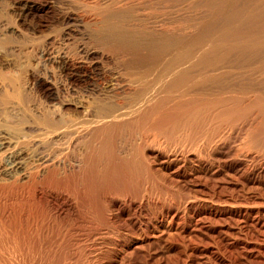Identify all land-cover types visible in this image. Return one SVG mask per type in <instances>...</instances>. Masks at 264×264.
I'll use <instances>...</instances> for the list:
<instances>
[{
    "label": "rangeland",
    "instance_id": "obj_1",
    "mask_svg": "<svg viewBox=\"0 0 264 264\" xmlns=\"http://www.w3.org/2000/svg\"><path fill=\"white\" fill-rule=\"evenodd\" d=\"M124 1L0 0V138L2 133L7 137L9 136V141H12H10L12 151L18 150L24 156L26 171H33L39 163L36 160L38 151L30 143L28 137L31 135L26 130L28 121L34 119L32 117L35 113L34 117L36 118L38 117V111L44 109V111H49L51 108L50 111L54 109L52 111L69 113V116L66 113L67 116H64V112L62 113L65 119L66 117L67 120L70 118L69 121L84 120L86 118L84 111L90 105H106V101L109 103L113 98L115 100L118 96H123V89L127 81L126 70L121 68L122 62L133 59H147L150 56L152 58L155 55L157 57L161 56L163 52L161 47L164 44H171V46H168L169 48L175 47L174 43L178 37L180 42L183 40V42L190 44L193 55L200 56L202 51H205L203 49L208 48L210 52L207 56L213 59L224 56L220 60L224 58L226 62L229 61V64L226 63V68L224 67L225 71L228 70L225 75L227 80L223 78L224 83L221 84H219V81L216 82L217 87L214 88L213 86H216L214 84L213 86L207 84L200 89L199 87L190 89L189 92L191 93L187 92V94L181 96L182 98H179L181 103L178 102L176 96H174L175 98H173V95L166 98L167 101L178 100L177 104L180 105L176 108L186 109L191 104V106L194 103L198 104L202 98L205 99L204 97H212L210 94L213 97H216L215 94L217 97L218 94H221L220 96L224 95L222 101H225L226 104L229 103L228 105L225 104V108L222 107V110L232 108L238 97L245 95L244 92L246 91L254 92L245 97V101L248 98L250 100L257 96L264 98V69L257 68L258 66L256 67L255 64L250 65L251 67L242 66L239 69L233 66V69H236L234 74L237 75L234 79L235 83H232L233 80L230 77V74L233 73L230 66H232V63L237 64L238 60L243 64L256 61L264 63V0H177L174 3L168 0ZM119 5H122L127 11L121 27L129 34L136 32L127 38L126 43L132 46L125 52L127 54L122 53L123 56L116 51L114 52L113 45H110L117 43L113 41L117 21L112 14ZM44 6L48 7L46 14L42 12ZM138 9L144 12H139ZM140 14L142 16H139ZM154 21L157 22L154 23ZM153 23L156 26L159 25L154 28ZM138 36L142 39L140 40ZM136 41H138V45ZM149 41L154 42L152 44L154 49L151 48V44H147ZM212 44H218L219 47L217 46L216 50L210 49L209 47H213ZM233 44L240 45L241 49H231L230 46ZM253 44L263 45L261 48L252 50L251 45ZM242 47L246 49L243 50ZM86 50H94L97 53L92 59H88L84 55ZM66 61L73 62L75 65L78 63L84 65L83 67H76L77 69L74 68L76 70L75 74L77 73L85 78L84 82H77V80L75 82L71 79V77L77 79L78 75L71 76L73 67L69 65L71 63ZM92 62L96 64L93 65ZM244 75H249V77H244ZM255 77L261 79H257L260 83L256 79H252ZM228 79L230 80L228 81ZM222 81L220 80V82ZM241 81L243 82L241 83ZM245 81H247L246 87ZM112 84L114 85L113 90H111ZM212 87L215 90L218 88L217 93ZM233 91L237 92L234 93ZM225 93H227L226 96ZM107 96L113 98L110 97V99ZM227 97L230 101H227ZM174 100L172 102H167L165 99L157 100L154 102L155 104H151L152 107L147 108L149 111L146 112L150 113L157 103L160 107L167 106L170 108L175 105L176 101L173 102ZM262 100L264 101V99ZM184 103L186 106L189 104L188 107ZM158 104L154 109L159 107ZM74 107H76V111L71 112ZM207 109H200L197 113L198 117L196 115L197 118L194 117L193 120H189L187 124L189 122L192 124L184 126L186 128H183V125H185L184 117L177 120L176 126H173V136L170 139L166 137V142L163 137H158L159 141L148 139L140 141L139 153L137 152L138 155L134 154V157L127 149H130L136 141L132 139L133 137L128 132L125 135L126 138L125 136L121 137L120 133L123 131L118 129V135L114 131L113 135L115 137L110 139L109 130H106L108 136L105 133V135H102L101 140L98 139L96 144L93 143L94 146L92 145L93 148L91 147L92 149L89 152L93 157L91 158L92 162L94 159L93 163L95 165L93 164L92 169L95 174L94 176H92L93 173L90 174V177L97 183L92 181L91 187L88 184L87 186L91 188H88V191L90 192L94 188V194L95 188L97 187V190H99L102 185L106 191L109 189V192L111 188L114 191L120 189V191L118 190L119 193L118 191L114 193L111 190L115 200L120 201L123 198L121 195L123 185L127 186L128 184L130 186L133 182L132 185H134L135 182L141 180L142 187L144 186L143 190H146L144 191L145 199L147 198L146 213L141 214V222L135 221L132 223L130 220H134L135 217L125 207L123 208L124 215L120 220L115 221V223L109 222L105 226L98 219H96V222V217L88 213V209L82 208V205L79 206L78 210H84L81 211L83 214H90L94 226L82 227L83 229L81 228L82 230L80 229L77 232L71 230L74 256L65 258L64 264H264V150H262L263 148L251 149L246 147L247 131H242L237 137L226 134L215 136L213 131L218 122L213 117H216L221 109L213 108L212 111ZM17 111H20V114ZM21 111L22 113L25 112L23 113L24 116ZM25 114L27 115L25 116ZM199 115L203 116H200L202 119L199 118ZM16 116H18V119ZM27 117L29 120H27ZM22 118H24L23 121ZM211 119L212 121L215 120L216 123L212 124ZM22 124H24L23 127ZM190 126L192 127L190 128ZM8 127L12 128L8 129ZM15 128L17 131H15ZM11 132L14 134L11 135ZM210 132L213 136L211 139L215 138L212 141L210 138L207 139ZM23 134L24 136H22ZM186 137H189L190 141L185 142L184 138ZM216 137L219 138L218 141H216ZM200 138L204 140H200ZM189 142L194 145L196 143L195 148ZM105 144H109V151L105 150L107 147ZM110 153H115L116 156L119 155L118 158L121 159L122 163L113 171H110L109 181L107 178L101 180L103 179L101 173L105 170L108 157L110 160ZM148 165L150 168L147 167ZM139 168H142L141 171L138 170ZM147 168L152 170L149 172L150 175H148ZM138 171L141 172V175ZM88 172L89 170H85V176L80 177L84 184L89 183L90 179L88 178L90 177L87 174L90 172ZM19 175L21 174L18 173L17 175L16 172H13V175L0 173V225L3 230L5 229L4 233L10 234L11 237L15 235L22 237L36 236L40 221L45 216L41 212L44 205L43 202H37L33 199L31 190L28 189L29 193L26 190V179L25 181L22 180V175ZM139 175L142 178L145 176L142 179ZM148 176L151 179L150 177L148 179ZM123 178L124 180H122ZM104 182L108 186H105ZM89 192L86 191V194H89ZM116 193L119 196H115ZM92 195L89 197H92ZM48 219L50 222H54L53 225L59 229L65 230L68 228L69 230V223L65 224L64 220L61 221L51 217H48ZM83 230L84 232L81 233ZM56 241L52 242L53 244L56 242L54 247L60 246L62 249L60 241ZM52 243L48 242L52 249H48L47 244V246L45 244V246H42L43 248L46 247L47 251H60L58 247L54 248ZM21 248L24 249L21 250ZM21 248L18 247V251H37L36 247H33V250L30 247H27L30 248L27 249L26 246Z\"/></svg>",
    "mask_w": 264,
    "mask_h": 264
},
{
    "label": "bare ground",
    "instance_id": "obj_2",
    "mask_svg": "<svg viewBox=\"0 0 264 264\" xmlns=\"http://www.w3.org/2000/svg\"><path fill=\"white\" fill-rule=\"evenodd\" d=\"M126 1H124V2H126ZM168 1L174 3L177 0H168ZM120 2H119V4H120ZM181 3H184V2H181ZM143 6H142V8H143ZM125 9L126 8H123L122 5H119L116 7L115 12H113V14H112V16L117 21V24H116L117 27L115 28L116 31H114L115 33L113 34V36L115 35V37H114L115 39L113 41H115L117 43H115V44L112 43L110 45H113L112 49L114 50V52L116 51L121 55H122V53L124 54L125 52H127L129 50L128 48H130L132 46V45L126 43L127 38L136 33L135 32V33L129 34L127 31H125L124 28L121 27V24L123 22V18L126 17V14H127L126 13L127 11H125ZM141 9L140 10L138 9L139 12H144ZM42 10H43L42 11L43 14H46L48 12V7L44 6L42 8ZM110 12H111V10H110ZM149 13H151V12H149ZM139 16H142V15L140 14ZM67 17H68V15H67ZM142 20H144V19H142ZM156 22L157 21H154V23H156ZM154 23H153V27L156 28L159 24L156 26V25H154ZM149 26H151V25H149ZM141 34H140V36H141ZM137 35H136V37H137ZM139 38H140V40L142 39V37H139ZM173 39H175V38H173ZM133 40H134V38H133ZM173 41H175V40H173ZM137 42L138 41H136V43ZM149 42L148 43L146 42V43L151 44V46H152V44H154V42L153 43H151V42L149 43ZM143 43H144V41H143ZM174 44H175L174 45L175 47L172 46L173 47V48L171 47L172 50H171V48L168 47V46H171V44H164V46L161 47L163 49L161 56L157 57L155 55L152 58L150 56V58L146 57L147 59H137V60L133 59V60L122 62L121 68H123V70H126V73L125 72H122V73H125L126 81H127L126 86L125 87L123 86L124 87L123 96H120V97L118 96V98H116L115 100L113 97L110 96L113 99H112V101H109V103H107V101L105 100L106 105H104V104L103 105H92V106L90 105V107H88V109L86 111H84L86 118L82 121H74L72 119H71L72 121H69V119H70L69 117H68L69 118L68 120H67V117L65 119L64 116L67 113L64 111H63L64 112V116H63V114H62L63 112L61 113V112H57V111H52L54 109H52L50 111L51 108L49 109V111H44L45 109L42 111L37 110L38 111L37 112L38 117H36V118L34 117L36 115V113H35V115L32 117L34 119H31L30 121H28V123H27L28 125L26 128L27 132H29V134L31 135L28 137L30 139V143H32V145L34 147H36V149L38 151L37 155L36 154H34V155H36V160H38L39 163H37L38 165H36L37 167L35 169L33 168L34 170L31 168L33 171H31V169H30L31 172H29V170H27L28 172L26 171V166H25L26 162L24 163L23 154L18 150L12 151V145H11L12 141L11 140H10L11 142L9 141V139H10V138L8 139L9 136L7 137L6 135H3V133H2V136L0 138V173L5 174V175H11V174L13 175V172H16L17 175H18V173H20L22 175L21 179L24 181L26 179V181H27V187H26L27 189L26 190L27 191H28V189H29V191L31 190V196L33 197V199L37 202H43L44 206H43L41 212L45 216H43L42 221H40V225L38 227V232L36 233V236H31V237L30 236L29 237L23 236L22 237V236L15 235V236L11 237L10 234L7 235L6 233H4L5 229L3 230L2 226L0 225V264H64L65 258H68V257L71 258L74 256V252L72 249V247H74V246L71 243V237H72L71 230H73L74 232L75 231L77 232L82 227L90 226V225L94 226V223H93L94 221L92 220L93 218L90 217V214L91 215L93 214L94 217H96L95 221H96V219H98L102 225L106 226L109 224V222L115 223V221L120 220L122 218V216L124 215L123 208L126 207L128 209V211H131L132 215H134V217H135V219L130 220V222H132V223H134L135 221L141 222L140 216H141V214L146 213V207H147L146 206V199L147 198L145 199V195H144V191H146V190H143L144 186L142 187V184L140 182L141 180H139L142 178L140 176L141 172L138 171L140 173L139 176L141 177L138 179L139 182L137 181V183L135 182V184L132 185L134 183L132 181L133 183L131 185L133 186V188L131 187V185L129 186L127 184V186H124L122 184L123 182L121 183L123 185V187H122L123 193L121 192V195L123 196V198L121 196L122 199L120 201H116L115 198L113 197L112 191H114V189L112 190V188H111L112 191L110 190V192H111L110 193L109 189L107 187L108 190L106 191V189L102 185L101 181H100L101 183L100 182L99 183L102 185V188L97 190V187H96L95 188L96 193L94 192V194H93L94 188H93V190H90L91 193L88 191V188H89L88 186H90V184H92L93 182H96V181H93L92 177H90V174L93 173L92 176H94L95 173L93 172V169H92L93 164H94L93 163L94 159L92 162L91 158H93V157L90 155L91 153L89 151L93 148L92 145L94 142L96 144V141H98V139L101 140L103 134L105 135V133H106V135H107L108 130H109L108 132H109L110 139L111 138L113 139L115 137L113 135L114 131H116V132L119 130L123 131V132L120 131L121 137L127 135L126 134L127 132L131 134V135L130 134L129 135L131 137H133L132 139L135 140L136 142L133 144L134 146L132 145V147L129 145L131 148L129 147L130 149H127V150L129 152H131V154L133 155L132 157H134V154H137V152L140 150L139 149V147H140L139 142L140 141H145L146 139L151 140V141H156V140H158V137H163V138H165V142H166V137H169L168 139H170L173 136L172 135V132L174 130L173 126H176L175 124H176L177 120H181L184 117L185 118V123H184L185 125H183V128H186L184 126H189V124H192L191 122H189V124H187L189 120H191L192 118L194 119V117L195 118L198 117L197 113L199 112L200 109L208 108L210 110L211 109L213 110V108H217V109L220 108L222 113L219 112L217 114V116L214 114L216 117H213V118H216L217 122H218V125L215 124L217 126L214 127L215 128L214 131L212 130L215 136L218 137L219 135L222 136V135L226 134V135H230L232 137H237L239 135V133H242V131L243 132L247 131L248 134L246 135L247 138L245 140V144L247 146L246 145L245 146L249 147L251 149L263 148L262 150H264V101L262 100L264 98H261V97L259 98L257 96L255 98L250 99V100H249V98L246 99V101L248 100L246 102L245 97L249 96V94L252 91H250V92L246 91L247 93L244 92L245 95L238 97L236 104L234 106H232V108L230 107V109H229L226 106L228 108V110L224 109L225 108L224 106L226 104L225 101H222V100H224V95L220 96L221 94L220 95L218 94V97H217V95L215 93L214 94L216 97H213V95L210 94L212 97H204L205 98L204 100L202 98V100L200 102L198 101L199 102L198 104L194 103L195 105L193 104V106H191L192 104L191 105L188 104L190 107H188V105L186 106L184 103V105L186 107H188L186 109L185 108H176V106L179 107L178 105H180L177 103L178 102L181 103L179 98L181 96L185 95V93L187 94V92H189L190 89H194L195 87H199V89H200V88H202V86L207 85V84L210 86L211 85L213 86V84L216 85L215 83L216 82L218 83V81H219V84L224 83L222 80H223V78H225L226 72H228L227 69H226L227 71L224 70V67H225L226 63L229 64L228 63L229 61L227 60V62H226L224 58L222 60H220V58H222L224 56H222V57L220 56L219 59H218L219 56L217 57V59L216 58H214V59L210 58L209 56H207V55H209L208 52H210V50L208 48L203 49L205 51L204 52L202 51V54H200V56L193 55L190 44L185 42V41L183 42V40L180 42L179 37L175 41ZM137 45H138V43H137ZM210 45H208V46H210ZM262 45H259V44L254 45L253 44V45H251V49L256 50L259 47L261 48ZM191 46H194V45H191ZM217 46H218V44L217 45L215 44V45H213V47H209V48L216 50ZM223 46H225V45L223 44ZM223 46H222V48H224ZM220 47H221V45H220ZM230 47H231V49L232 48L241 49L240 48L241 46L238 44H233ZM151 48L154 49L153 46ZM156 48H158V47H156ZM161 48H158V49H161ZM242 49H243V47H242ZM244 49H246V48H244ZM247 49H248V47H247ZM111 51H109V52H111ZM225 52H226V50H225ZM230 52H232V51H230ZM96 53L97 52H95L94 50H88V51L86 50L84 55L86 58L92 59ZM200 53H201V51H200ZM125 54H127V53H125ZM101 57H103V56H101ZM110 58H109V61L111 60ZM238 62H237V64L232 63V66H230L231 65V63H230V65H227V66H230L232 69H233V66H235V68L239 69V67L241 68L242 66H250V65L255 64L256 67L258 66L257 68L264 69V63H261L259 61L252 62L250 64H247V62H246V64L240 63L239 60H238ZM67 63H71L69 65L71 67H73V69L71 68L73 71V72H71V76H74V75L77 76L78 75L77 79H76V77L75 78L71 77V79H73L75 82H76V80H77V82H80V81L84 82L85 78L81 75L79 76V74H77V73L75 74L76 70L74 69L76 67L77 68L83 67L84 65H82L80 63L75 65V64H73V62H70V61ZM64 64H65V62H64ZM92 64L95 65L96 63L92 62ZM92 64H90V65H92ZM235 68L232 71L233 73L230 74V77L233 80L232 83L234 82V79H236V77H237V75L234 74V70L236 73ZM245 69H247V68H245ZM250 70H249V72H250ZM68 73H69V71H68ZM230 73H231V69H230ZM251 74H254V73H251ZM249 75H250V73H249ZM249 75H244V77H246V76L249 77ZM227 76H229V75H227ZM225 79L227 80V78H225ZM252 79H256V81H257V79H259V78L255 77ZM220 80L222 82H220ZM229 80L230 79H228V81ZM259 80H261V79H259ZM259 80L257 82H259ZM262 81H263V79H262ZM242 82L243 81H241V83ZM246 82L247 81H245L244 84ZM248 82H249V80H248ZM232 83H230V84H232ZM253 83H254V81H253ZM122 85H124V84H122ZM239 85H241V84H239ZM246 86H247V83H246L245 87ZM213 87L215 88V87H217V85L213 86ZM234 87H233V89H235ZM120 88H121V86H120ZM230 88H228V89H230ZM113 89H114V85L111 88V90H113ZM219 89H220V87H219ZM233 89H231V90H233ZM217 90H218V88H216V90H215L216 93H217ZM238 90H239V88H238ZM241 90H243V89H241ZM103 92H104V90H103ZM236 92L237 91H235L234 93H236ZM189 93H191V92H189ZM223 93H224V91H223ZM234 93H233V95H234ZM115 94H116V92H115ZM115 94H114V96H115ZM226 94L227 93H225V96H226ZM242 94H243V92H242ZM110 95H113V94H110ZM172 95H173V98H175L174 96H176L177 99L179 100L178 101L176 99L175 100L172 99V100H174L173 102L176 101L175 105H173L169 108L167 106H161L160 107L159 104L157 103L159 106L158 108L154 109L155 106L157 105L156 104L154 106V108H152L153 110H151L150 113L146 112V111H149L147 108H149V106L152 107L153 103L156 102L157 100L165 99L167 101L168 99H166V98H170V97H172ZM238 96H240V95L238 94ZM110 97H108V98H110ZM230 97H232V96H230ZM183 98H185V97H183ZM199 98H201V97H199ZM227 99H228L227 101H230L229 97H227ZM172 100H169V101L172 102ZM169 101H167V102H169ZM102 102H104V101H102ZM228 103L226 105H228ZM231 103H233V102H231ZM107 104H109V105H107ZM233 104H231V105H233ZM77 106H79V105L77 104ZM185 106H183V107H185ZM76 107H74L73 111H71V112H75ZM222 107H224L223 109L225 111L222 110ZM59 109L61 110V108H59ZM67 109H69V108H67ZM60 110H58V111H60ZM65 110H66V107H65ZM69 111H70V109H69ZM17 112H19V114H20V111H17ZM21 113H22V111H21ZM23 113H25V112H23ZM32 114H33V112H32ZM26 115L27 114H25V116ZM196 115H197V117H196ZM14 116H12V117H14ZM23 116H24V114H23ZM75 116H77V115H75ZM81 116H83V115H81ZM200 116L201 115H199V118L203 117V116H201V117ZM17 117L18 116H16V118ZM19 117H21V116H19ZM199 118H198V121H199ZM14 120H15V118H14ZM23 120H24V118H22V121ZM27 120H29V118ZM211 121H212V119H211ZM214 121H212L213 122L212 124L216 123ZM12 122H13V120H12ZM9 125H10V123H9ZM23 125L24 124H22V127H23ZM25 125H26V120H25ZM210 125H211V123H210ZM191 127L192 126H190V128ZM10 128H12V127H8V129H10ZM193 128H194V126H193ZM209 128H211V127L209 126ZM4 129H6V128H4ZM19 129L21 130V127ZM177 130H179V129H177ZM180 130H182V129H180ZM187 130H188V127H187ZM15 131H17V129ZM206 131H209V130H206ZM116 132H115V134H116ZM211 132H210L209 137H207V139L208 138L211 139V137H213L211 135L212 134ZM12 133L13 132H11V135L14 134V133L13 134ZM176 133H178V132H176ZM25 134H27V133H25ZM207 134H209V133H207ZM117 135H118V132H117ZM117 135H116V137H118ZM22 136H24V134ZM187 136H188V133H187ZM189 136H190V134H189ZM205 136H206V134H205ZM125 138H126V136H125ZM203 138H205V137L203 136ZM203 138H200V140ZM244 138H245V136H244ZM179 139H178V141H179ZM184 139L186 142L189 140V137H186ZM213 139H215V138H213ZM213 139H211V141ZM218 139L219 138H217L216 141H218ZM192 141L193 140L191 139V142ZM207 141H210V140H207ZM220 141H222V140H220ZM25 142H27V141H25ZM103 142H105V141H103ZM113 143H114V141H113ZM199 143H201V142H199ZM174 144H176V143H174ZM186 144H188V143H186ZM108 145L105 144V146H107L105 150H107V151H109V149H110V147ZM182 145H184V144H182ZM190 145H194V144L190 143ZM195 145H196V143H195ZM195 145H194V148H195ZM242 147H244V146H242ZM103 153H102V155H103ZM114 154L110 153V160H109V157H108L109 152H108V156H107L108 162L107 163L105 162L106 166L104 165L105 170H103L102 171L103 173H101L102 174L101 177L103 178L101 180H104L105 178H107V180L109 181L108 176L110 174V171L111 170L113 171L114 168H117V166H119L122 163L121 159L118 158L119 155L116 156ZM137 159H138V157H137ZM105 161H106V159H105ZM144 162H146V161H144ZM126 163H127V160H126ZM123 164H125V163H123ZM137 165H139V164H137ZM140 165H142V164L140 163ZM143 166H142V168H143ZM147 167H149V165ZM109 168H110V170H109ZM142 168H139L138 170H140ZM144 169H146V168H144ZM85 170L86 171L89 170V172H90V173L88 172L89 174L86 173L90 177V178L87 177L88 179H90L89 181H88V179L85 178L86 181L89 182V183L85 182L87 184H84V182L80 180V177L82 175H84ZM118 170H120V169H118ZM150 170L148 169V175H150V173H149ZM21 175H19V176H21ZM144 176H143V178H144ZM149 177L150 176H148V179H149ZM146 178H147V176H146ZM150 179H151V177H150ZM82 180H84V179L82 178ZM119 180H120V178H119ZM122 180H124V178ZM77 181H78V184H77ZM110 182H108V183H110ZM142 182H143V180H142ZM143 183H145V182H143ZM106 184H107V182H106ZM124 184L126 185V183H124ZM104 185H105V182H104ZM122 185H120V186H122ZM105 186H108V185H105ZM89 189H91V188H89ZM118 190L120 191V189H118ZM118 190H115V191L117 192ZM29 191H28V193H29ZM86 191H87V193L89 192L90 195L86 194ZM115 191H114V193H115ZM119 191H118V193H119ZM88 195L89 196L92 195V197H89ZM116 195H117V193L115 194V196ZM117 196H119V195H117ZM78 204H80V205H78ZM81 205H82V208L84 207V209L85 208H86V210L88 209L89 210L88 213H90V214L85 215V214H83V212H81L84 210H78V207ZM126 216H128V215H126ZM48 217H51V218H54L57 220L59 219L61 221L64 220L65 224L69 223V226H68L69 230H68V228H66L65 230L59 229L58 227L53 225L54 222L53 223L50 222ZM128 220H129V218H128ZM70 223H72V224H70ZM84 230L81 233H83ZM56 240L60 241L61 247H63L61 249L60 246H55V247H58L60 249V251H57V250L47 251L45 249L46 247L43 248V246H45L46 244L48 245V242L52 243L53 241H56ZM56 242H55V244H56ZM55 244H53V247ZM58 245H59V242H58ZM20 246L21 247L26 246V248L30 247L32 250L36 247L37 251L25 252V250H24V252H22V251L20 252L17 249L18 247L21 248ZM48 246H49V247H47L48 249L50 247H52L51 245H48ZM30 248H27V249H30ZM23 249L21 248V250H23ZM42 249H44V250H42ZM50 249H52V248H50ZM246 252H247V250H246Z\"/></svg>",
    "mask_w": 264,
    "mask_h": 264
}]
</instances>
